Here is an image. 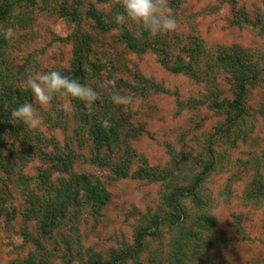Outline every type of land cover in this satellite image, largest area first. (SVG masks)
Returning <instances> with one entry per match:
<instances>
[{"label":"trees","instance_id":"16d2710c","mask_svg":"<svg viewBox=\"0 0 264 264\" xmlns=\"http://www.w3.org/2000/svg\"><path fill=\"white\" fill-rule=\"evenodd\" d=\"M219 1L231 5L232 24L256 26L264 32V17L260 14L252 19L243 8H236L238 0ZM156 2L0 0V27L5 29L0 31V169L25 193L22 235L25 242L34 246L27 258L17 259L12 264H50L52 255L41 238L33 236L30 222L38 223L44 237L65 224L67 212L75 219L84 206L100 211L106 204L109 198L106 184L94 174L76 171L77 163L83 161L110 168L115 178L162 182L176 175L178 169L182 170L180 165L185 164L184 157L179 159L176 156L172 167H154L146 159L139 158L131 146L129 137L125 135V129L132 127L131 116L127 108L117 102L119 92L127 90L136 95L148 90H164V87L139 72L131 73L137 84L120 75L121 52L117 44L135 53L155 52L165 69L187 74L198 81L207 80L209 84L212 77L215 80L217 72L225 73L232 96L221 97V92L212 88L205 97L209 105L228 115L225 122L216 128L215 135H228L246 114L248 85L264 72V53H255L240 45L208 50L198 35H181L171 23V14L177 17L183 0H167V4L161 6ZM24 8L55 12L75 25L70 34L60 38L73 46L70 67L48 69L44 73L46 98L51 103L44 122L52 128L68 126L67 115L58 107L61 103L59 92L66 91L75 108L74 115L91 142V155L87 158H83L69 143L60 147L55 141H45L28 124L27 113L34 99V90L29 84L32 71L26 65L16 66L9 51L10 27L29 25L31 18H27L23 10L17 13ZM166 8L172 13L168 14ZM50 142H53L51 147ZM37 157L43 158L42 161L48 165L39 168L36 175L22 172L27 163ZM139 159L142 164L133 169L134 162ZM250 162L242 163L246 170ZM254 162L260 160L254 159ZM210 166L186 184L175 183L163 197L168 211L144 214L142 222L135 228L134 243L123 249H111L107 257L94 253L84 260L80 252H72L73 235H63L69 249L66 253L68 262L78 258L82 260L81 264H144L141 255L148 250V239H160L163 229L168 227L172 233L169 250L165 255L163 250L153 251L150 264H214V255L203 257L210 247L214 218L209 211L208 200L200 193ZM244 197L251 202L264 203V176L259 166L246 186ZM185 200H191L192 209H188ZM76 228L77 225L73 224L68 230L75 233Z\"/></svg>","mask_w":264,"mask_h":264},{"label":"rangeland","instance_id":"374dc122","mask_svg":"<svg viewBox=\"0 0 264 264\" xmlns=\"http://www.w3.org/2000/svg\"><path fill=\"white\" fill-rule=\"evenodd\" d=\"M82 1L86 3L89 0ZM156 1L158 6L167 4V0ZM183 1L176 18L170 9L165 10L171 14V23L177 28V33L198 35L208 50L240 45L255 53H264V32L256 26L232 24L230 4L219 0ZM236 8H243L252 19L258 14L264 17V0H238ZM22 10L31 19L27 27L19 24L10 27L9 51L16 66L26 65L32 71L29 84L33 87L34 99L27 113L28 124L45 141L50 139L60 147L69 143L77 153L87 158L91 155V142L74 115L75 108L66 91L59 92L61 103L58 107L67 115L68 126L52 128L44 122L45 113L51 108L46 98L44 73L48 69L70 67L73 46L60 38L70 34L75 25L55 12L24 8L17 13ZM3 30L0 27V31ZM107 39L112 40L109 36ZM117 45L121 52L120 75L137 84L131 73L139 72L164 87V90H148L136 95L127 90L119 92L117 102L126 107L131 116L132 127L125 129L131 146L138 157L146 159L151 166L172 167L176 156L179 159L184 157L185 164L180 165L182 170L178 169L176 175L162 182L115 178L110 168L83 161L77 163L76 171L94 174L106 184L109 198L100 211H93L87 205L81 208L75 219L67 212L63 221L66 225L53 229L44 237L38 223L30 222L33 236L41 238L52 255L50 264L82 263L77 257L68 262L66 253L69 249L63 235H73L72 252H80L84 260L94 253L107 257L111 249L132 245L135 228L142 222L143 215L150 211H168L163 203L164 194L175 183L190 182L210 164L200 193L208 200L214 227L210 234V247L203 257L214 255V264H264V203L251 202L244 197L246 186L258 166L264 176V72L248 85L246 114L228 135H215L216 128L225 122L228 115L209 105L205 97L212 88L219 90L221 97L232 96L225 73L217 72L215 80L212 77L209 84L207 80L198 81L187 74L165 69L155 52L135 53L121 44ZM199 100L207 102L197 104L195 101ZM52 143H49L50 147ZM254 159L260 162H254ZM42 160L41 157L30 160L22 172L36 175L39 168L48 165ZM244 161L258 166L249 164L246 170L242 164ZM140 162V159L135 161L132 168L137 169L142 164ZM0 177V264H12L17 259L27 258L34 246L25 242L22 235L25 193L3 169H0ZM185 204L192 209L191 200H185ZM73 224L77 225L75 233L68 230ZM171 236L165 227L160 239H148V250L141 255L144 264H150L153 251L163 250V255L166 254Z\"/></svg>","mask_w":264,"mask_h":264}]
</instances>
